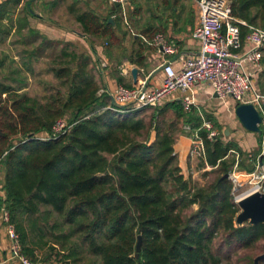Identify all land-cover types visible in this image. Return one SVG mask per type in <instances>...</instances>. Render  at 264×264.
<instances>
[{"label":"trees","instance_id":"obj_1","mask_svg":"<svg viewBox=\"0 0 264 264\" xmlns=\"http://www.w3.org/2000/svg\"><path fill=\"white\" fill-rule=\"evenodd\" d=\"M181 1L156 2L155 9L168 7L169 15L147 9L150 15L141 32L132 35L136 48L129 61L145 64L142 36L150 39L166 31L165 19L176 14ZM230 1L236 18L264 27V0ZM131 3L133 14L143 11L140 0ZM9 13L0 10L3 41L10 30L2 28L1 21ZM109 19L92 11L77 15L85 35L107 39L110 45L121 19L115 18V24ZM240 27L244 41L249 28ZM29 32L34 43L40 34ZM91 48L96 51L94 44ZM43 49L41 45L26 50L28 60L0 79V167L6 194L0 196V209L3 205L9 209L24 252L42 263L38 249L60 246L67 251V264H78L87 255L94 259L92 264H232L234 256L255 264L257 254L252 250L264 241V223H236L240 207L234 201V183L225 177L236 162L231 150L240 154V167L249 171L254 169L250 153L218 133L208 138L198 110L186 112L179 100L155 108L149 118L142 114L146 108L115 105L108 93L99 94L104 83L90 68L95 61L92 52L85 56L64 48L66 59L52 70L67 91L55 89L42 98L29 95L22 73L32 72V60ZM262 64L257 85L264 95V50ZM60 118L70 125L67 131L40 138L52 135ZM181 121L193 130L201 128L206 159L198 167L206 169L208 164L212 168L203 175H215L208 185L185 178L179 166L174 145ZM213 127L220 124L216 121ZM261 129L260 135L263 125ZM260 160L264 164V157ZM139 236L142 245L136 256ZM218 237L222 244L216 246Z\"/></svg>","mask_w":264,"mask_h":264},{"label":"built area","instance_id":"obj_2","mask_svg":"<svg viewBox=\"0 0 264 264\" xmlns=\"http://www.w3.org/2000/svg\"><path fill=\"white\" fill-rule=\"evenodd\" d=\"M107 1L124 6L130 2V0ZM193 1L198 19L192 35L202 42L198 54L181 56L177 68L173 60L167 57L177 52L175 41L164 32L156 33L152 39L147 40V43L162 57L159 65L160 82L154 87L143 81L130 87L116 84L113 88L105 87L101 90L110 95L115 105L137 109L159 107L175 92L180 91L184 110L192 112L196 108L203 120L201 128L209 130L208 138L213 139L217 132L213 123L207 120L200 110L195 87L206 83L221 99L232 98L237 104L252 103L264 118V95L256 82V72L263 69L264 27L249 25L246 21L236 18L230 0ZM241 25L249 28L244 41ZM244 42L249 45L246 50L242 49ZM262 125L264 126V119L260 126ZM69 127L67 120L60 118L54 125L52 135H40V138L58 137ZM201 128L193 130L189 124L183 126L184 132L190 138L189 157L198 162L206 159V146L200 134ZM231 151L236 155V162L229 174L230 179L236 186H243L240 177L247 172L240 167L242 160L240 154L235 150ZM249 156L252 157V154ZM211 168L206 164V169ZM247 175L251 177L249 179L251 186L235 199L236 203H239L245 193H264V164L258 161L254 170ZM0 226L3 227L6 238V249L0 248V264H43L24 252L21 236L5 205L1 208Z\"/></svg>","mask_w":264,"mask_h":264},{"label":"crops","instance_id":"obj_3","mask_svg":"<svg viewBox=\"0 0 264 264\" xmlns=\"http://www.w3.org/2000/svg\"><path fill=\"white\" fill-rule=\"evenodd\" d=\"M16 1L17 0H0V10L6 9L8 11H11V13H9V17H6L1 21L2 28L6 27L10 30V34L5 40L8 39L7 41L10 42V38H12L14 33L24 32V38L19 37L10 42L13 43V45L16 47L31 46L37 40H42V37L43 40H47L50 42H61L62 40H66L72 43L81 42L85 44V39L88 35H83L81 33L82 27L80 22L77 21V15L79 13L83 11H92L95 14L99 15L101 18L109 16V21L112 19L114 21L110 22L115 24V18H117L118 13H120L121 15L122 13L124 15H127L126 9L130 6V2L126 6H124L121 4H111L107 0H19V3H16ZM59 8H65L66 10H69L70 14H72V17H74L73 21L75 25L73 28L68 27L65 23L51 21V18L49 16ZM175 9L176 14L173 16L170 15L165 19L164 26L166 31H164V33H166L170 39L174 40L177 45V52L174 55H169L167 57L173 60L178 68L179 58L181 56L189 57L198 54L201 50L202 42L201 40L194 38L192 35L193 28L195 27L198 19L195 5L193 6V8H186L182 5L181 7H175ZM156 11L159 14L165 13V15H169L171 13L170 9L168 7L164 8V6L157 7ZM146 14L147 10L145 12V15ZM125 21L126 23L128 22V16L127 18H125ZM155 22L158 25V21ZM31 29L36 30L38 34H40V37L37 38L34 43H32V39H30L31 34L29 31ZM26 33L29 34L26 35ZM135 35L137 36L138 34ZM2 38L3 37L0 34V39ZM142 38L143 42L146 43V49L144 50L145 64L140 67L126 58V60L123 61V66H119L115 73L110 72L109 69L105 70L104 68H102L100 72L102 73L104 87L113 88L116 84L133 86L143 81H146L149 85L151 80L153 79L156 80L155 84H158V82H160L161 73L159 65L161 64L162 57L153 46L148 45L147 40H150L152 38L149 39L145 36H142ZM38 45L41 46V44ZM248 48L249 45L244 42L242 49L246 50ZM91 52L94 54V56L97 54L102 58V62H104L103 66H109V61L103 55V51L94 52L91 50ZM17 55L18 56H14L12 59L16 63L18 61H21V58L25 61L28 60V54H25L24 57L20 56V54ZM127 60L129 63H126ZM154 65V69L152 68L153 70H150L149 68ZM135 67L139 69L137 83H135L134 77L132 75V69ZM261 71L256 72V82ZM119 79H121V81ZM195 91L198 97L200 110L207 120L211 121L213 124L217 121L221 125L220 127H222V129H224V127L222 126L223 123L230 124L231 129L225 130L226 135L230 134L229 136H227V140L225 139V141H234L243 151L249 152L250 154H252L253 151L260 149L258 140L260 133L247 130L242 125L235 110H231L230 108V105H232V102L234 101L232 98H227L225 101L226 103L220 102L221 98L216 96L214 90L207 84L196 86ZM174 100L181 101L180 91L175 92L167 101ZM216 103H219L218 110L223 113L222 116L218 115L219 112L217 113L214 110L215 108L213 106ZM237 105L238 104L236 103L234 109H236ZM208 115H211V117L214 119V122L209 118ZM174 148L175 153L178 157L179 166L181 167L184 175L195 174V172L201 170L199 169L198 164H195V160H192L189 157L190 138L186 133L177 134ZM0 234L2 236L0 238V248L2 250H5L6 238L2 230H0Z\"/></svg>","mask_w":264,"mask_h":264},{"label":"rangeland","instance_id":"obj_4","mask_svg":"<svg viewBox=\"0 0 264 264\" xmlns=\"http://www.w3.org/2000/svg\"><path fill=\"white\" fill-rule=\"evenodd\" d=\"M141 1V0H140ZM143 4V11H140L136 14H133L132 11L135 13V5L131 3V6L127 7V15L118 13L117 18L121 19V29L120 31H117V35L113 40H110V45L108 43L109 40L104 39V38H98V37H90L86 36L85 39V44L81 42H70L67 43L66 40L60 41H43L39 39L37 40L33 45L31 46H19L16 47L13 45L12 42L14 39L17 38H24V32H16L12 36L11 41L8 42L7 40L3 41L0 39V79H3L6 75L11 73L12 68H16V65H21L25 60L18 61L17 63L13 61L14 56H18L17 54H20V56L24 57L25 51H31L35 46L39 47L41 44L44 46L43 51L40 53V56L38 58H35L32 60V72L23 71V75L26 77V82H27V87L24 89L25 92H27L29 95L32 96H39V97H44L47 94H50L53 92L55 89H61L62 92L67 91V87L64 86V88L60 85L59 80L55 77L54 71L52 70L53 68H59L62 65V61L66 59L64 56H62V50L66 48L68 52H77L79 54H83L85 56L88 55V53H91V46L94 44L96 51H103L105 58L109 61V66H103L104 62H102V58L98 56L97 54L94 56L95 61L93 60L92 63H90V68L92 69V73L96 78H99V76H102V73L98 72L102 68L109 69L110 72H114L119 68V66H123V61L126 60L127 57L132 55L134 48H136V45H134V40L132 38V35L138 34L141 32L142 26L141 24L146 20V18L150 15V11L147 12L145 15V12L147 9H151L155 7V4L157 0H142L141 1ZM159 2V0H158ZM185 6L186 8H190L195 5L193 0H182L178 7H181L182 5ZM132 8V9H130ZM38 10V9H37ZM59 11V12H58ZM124 15V16H123ZM74 16V15H73ZM128 16V22L126 23L125 18ZM51 21H56L58 23H65L68 27L73 28L74 25V17H72V14L69 13V10H66L65 8H59L56 10L54 13H52L50 16ZM123 17V18H122ZM81 33L84 35L83 31ZM159 33V32H158ZM29 33H26V35ZM27 55V54H26ZM19 58V57H18ZM26 58V57H25ZM128 59V58H127ZM27 61V60H26ZM25 61V62H26ZM126 63H129L128 60ZM16 64V65H15ZM75 65V64H73ZM129 65V64H128ZM94 66H98L97 69L94 68ZM155 67L151 66L149 68L150 70H153ZM153 68V69H152ZM148 70V71H150ZM156 83V80L153 79L150 82V87H154ZM125 85V84H123ZM206 85V83H204ZM127 86V85H126ZM104 85L101 89H104ZM100 89V90H101ZM106 93L105 91L101 90L99 91V94H104ZM250 97V94H248V98ZM227 98L221 99L220 102L226 103ZM233 101V100H232ZM233 104L230 105L231 110H235V104L236 102H232ZM165 103H163L161 106H163ZM159 106V107H161ZM159 107H145L146 109L142 113L144 116H149L152 114L155 108ZM215 109V112H219L218 115H223L218 110L219 103H216L213 106ZM212 110V109H210ZM216 113V114H217ZM172 115V114H171ZM70 115H67V118H69ZM182 121L179 124V131L177 133H182L181 128H182ZM184 126V125H183ZM221 126V125H220ZM222 127L216 128V132L221 136L224 140H227V136L230 134L226 135L225 130H229L230 124L229 123H223ZM184 133V132H183ZM154 134L152 135V140L154 139ZM259 144H260V149L253 151L252 157H250L251 162L255 168L256 164L258 161H261L260 159L264 157V133L262 135L259 134L258 137ZM248 161H246V164ZM195 164H199L198 161H195ZM242 169V168H241ZM205 170H210V169H201L198 172H195V174L187 175L185 174V178H192L194 182H196L199 185H208L213 181L215 178L214 174H209L208 176H204L203 173ZM246 171V175L241 176V180L243 181V186L235 185L233 188V195H234V201L235 199L244 191H246L250 186V176L247 175L249 170L247 169H242ZM254 170V169H253ZM183 173V172H182ZM230 178V176H229ZM3 185H4V171L2 167H0V196L2 198L6 197V194L3 190ZM193 209H197V206L194 205ZM0 214H1V209H0ZM0 230L3 232V227L0 226ZM4 233V232H3ZM0 234V238H1ZM1 241V239H0ZM222 244V239L217 238L216 239V246H219ZM263 244L264 241L260 243L259 246H257L255 249L252 250V253L260 255L264 252L263 249ZM244 255L243 251H240ZM247 253V252H245ZM251 253V251L249 252ZM67 254V251H62L61 247H57V249L52 250L49 247H45L43 249H38L37 250V255L38 259L43 261V264H67L68 260L65 259V255ZM94 259L92 257L84 256V258L78 263V264H92V261ZM232 264H244L242 260H240L239 257L234 256L232 258ZM72 264H74L71 261Z\"/></svg>","mask_w":264,"mask_h":264},{"label":"water","instance_id":"obj_5","mask_svg":"<svg viewBox=\"0 0 264 264\" xmlns=\"http://www.w3.org/2000/svg\"><path fill=\"white\" fill-rule=\"evenodd\" d=\"M114 21V20H110ZM139 69L137 67L132 69V75L134 77L135 83L138 82ZM217 96V94H215ZM235 112L242 123V125L252 132L261 133V124L263 123V115L252 103L238 104L236 106ZM0 134L3 132L0 130ZM225 177L229 178V174ZM240 211L236 217V223L240 226L244 225L246 222L250 224L264 223V193L254 192L248 196L242 198L239 203ZM142 239L139 236L137 244V253L139 255L141 250ZM264 249V244H263ZM264 259V252L258 255L255 259V264H260V261Z\"/></svg>","mask_w":264,"mask_h":264},{"label":"bare ground","instance_id":"obj_6","mask_svg":"<svg viewBox=\"0 0 264 264\" xmlns=\"http://www.w3.org/2000/svg\"><path fill=\"white\" fill-rule=\"evenodd\" d=\"M249 193H251V192H249ZM246 194H248V193H245L244 195H246ZM251 194H252V193H251ZM244 195H242L243 198H244ZM248 195H249V194H248ZM248 195H246V196H248ZM246 196H245V197H246Z\"/></svg>","mask_w":264,"mask_h":264}]
</instances>
